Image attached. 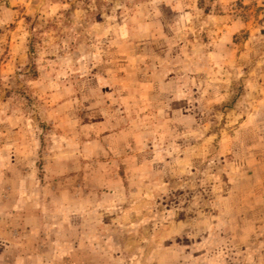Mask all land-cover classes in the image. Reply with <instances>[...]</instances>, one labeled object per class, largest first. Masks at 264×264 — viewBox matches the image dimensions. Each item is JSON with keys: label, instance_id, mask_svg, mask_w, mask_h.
I'll list each match as a JSON object with an SVG mask.
<instances>
[{"label": "rangeland", "instance_id": "rangeland-1", "mask_svg": "<svg viewBox=\"0 0 264 264\" xmlns=\"http://www.w3.org/2000/svg\"><path fill=\"white\" fill-rule=\"evenodd\" d=\"M263 78L264 0H0V264H264Z\"/></svg>", "mask_w": 264, "mask_h": 264}, {"label": "crops", "instance_id": "crops-1", "mask_svg": "<svg viewBox=\"0 0 264 264\" xmlns=\"http://www.w3.org/2000/svg\"><path fill=\"white\" fill-rule=\"evenodd\" d=\"M235 24H237V21L234 23V21H232L231 22V24H227L228 26H227V29L228 28H233L234 26H235ZM243 26H245V25H243ZM227 33H228V31H227ZM235 33V30L232 32V35ZM260 82L262 83L261 85V88L259 89V96H261V98H262V101L264 102V78L262 79V80H260ZM245 121H243V123H242V126H243V124H245L244 123Z\"/></svg>", "mask_w": 264, "mask_h": 264}]
</instances>
